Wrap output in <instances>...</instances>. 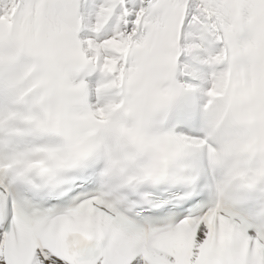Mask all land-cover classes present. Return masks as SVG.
Masks as SVG:
<instances>
[{
	"label": "snow or ice",
	"instance_id": "obj_1",
	"mask_svg": "<svg viewBox=\"0 0 264 264\" xmlns=\"http://www.w3.org/2000/svg\"><path fill=\"white\" fill-rule=\"evenodd\" d=\"M0 264H264V0H0Z\"/></svg>",
	"mask_w": 264,
	"mask_h": 264
}]
</instances>
